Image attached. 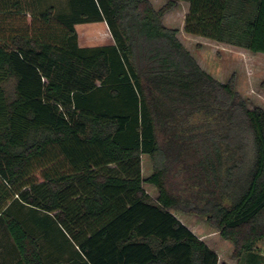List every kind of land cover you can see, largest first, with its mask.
<instances>
[{
    "label": "trees",
    "instance_id": "16d2710c",
    "mask_svg": "<svg viewBox=\"0 0 264 264\" xmlns=\"http://www.w3.org/2000/svg\"><path fill=\"white\" fill-rule=\"evenodd\" d=\"M179 2L187 34L264 54V0H0L12 264H219L171 209L206 217L237 264H264V108L165 26ZM100 21L115 44L80 47L75 25Z\"/></svg>",
    "mask_w": 264,
    "mask_h": 264
},
{
    "label": "rangeland",
    "instance_id": "374dc122",
    "mask_svg": "<svg viewBox=\"0 0 264 264\" xmlns=\"http://www.w3.org/2000/svg\"><path fill=\"white\" fill-rule=\"evenodd\" d=\"M51 1L59 3L62 0ZM149 1L155 9H160L168 0ZM188 12L189 4L179 2L173 10L165 15V26L178 30V38L196 58L203 70L221 82H228L234 78L236 89L248 101V106L251 109L255 106L264 108V54H254L243 48L187 34L184 31V25ZM86 28L87 26L81 25L78 30L83 32ZM86 31L87 33L80 34L82 39L85 38V41L92 42L91 44L95 43L97 37L94 33L98 32L97 35H99L100 31H89L88 29ZM142 172L145 179L153 173V163L146 155L142 157ZM144 189L153 200H157L158 190L153 185L145 183ZM171 213L217 253L219 264H237V260L233 257V244L225 241L220 232L208 223L206 217L186 214L175 209H171ZM10 244V242H6L0 224V245H2V247L0 246V256L4 251L6 260L12 257L11 249H8L11 248ZM8 250L10 251L8 252ZM258 251L261 253L264 263V241L258 245ZM3 264L5 263L3 262Z\"/></svg>",
    "mask_w": 264,
    "mask_h": 264
},
{
    "label": "crops",
    "instance_id": "0c3cea01",
    "mask_svg": "<svg viewBox=\"0 0 264 264\" xmlns=\"http://www.w3.org/2000/svg\"><path fill=\"white\" fill-rule=\"evenodd\" d=\"M189 8H190V5H189ZM81 25L87 26L86 30L88 29L89 31L90 30L100 31L101 34L99 33V35H97L98 32L94 33V35L96 34V37H97V38H95L96 39L95 43H93L94 45L91 44L92 42L85 41V38H84V40L82 39L80 34L83 33V32L87 33V31L86 30L85 31L82 30L83 32H79L78 29H79V27H81ZM75 29H76L77 34H78V44H79L80 47L92 48V47H102V46H109V45H114L115 44L114 38L112 36V33H111V31L109 29V26H108L106 21L92 22V23H85V24H77V25H75ZM86 45H93V46L87 47ZM5 256H6V254L3 251L2 255L0 256V264H3V262L5 264H8V263L12 264L16 260V258L15 259L14 258H10L9 260H6Z\"/></svg>",
    "mask_w": 264,
    "mask_h": 264
}]
</instances>
